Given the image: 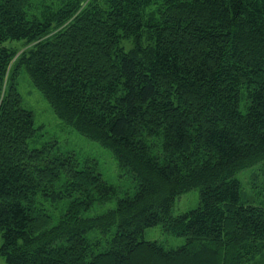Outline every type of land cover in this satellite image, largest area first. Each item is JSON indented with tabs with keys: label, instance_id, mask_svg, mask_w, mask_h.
<instances>
[{
	"label": "trees",
	"instance_id": "16d2710c",
	"mask_svg": "<svg viewBox=\"0 0 264 264\" xmlns=\"http://www.w3.org/2000/svg\"><path fill=\"white\" fill-rule=\"evenodd\" d=\"M20 71L59 120L111 153L125 189L73 153L29 149ZM260 163L264 0H0L5 264L264 262V207L243 202L236 179ZM192 190L199 207L173 216ZM156 226L185 244L139 239Z\"/></svg>",
	"mask_w": 264,
	"mask_h": 264
},
{
	"label": "rangeland",
	"instance_id": "374dc122",
	"mask_svg": "<svg viewBox=\"0 0 264 264\" xmlns=\"http://www.w3.org/2000/svg\"><path fill=\"white\" fill-rule=\"evenodd\" d=\"M12 45H19L20 42H10ZM10 43L5 44L8 46ZM135 46L133 39H122L119 47L128 52ZM17 91L22 99V108L33 114L34 137L28 141L29 149H39L43 146L52 147L61 153H73L80 163L92 161L96 170L103 179L115 186L126 188L127 182L119 178L117 163L111 153L98 145L82 137L71 126L63 123L57 118L52 108L37 88L31 83L24 71H20L16 77ZM243 112V109H241ZM241 185V198L243 202L256 207H264V166L262 163L244 170L236 175ZM115 207V201L103 206H97L92 210L83 213V217L101 215ZM199 207V192L192 190L175 201L173 216H179L193 211ZM59 217L54 212L53 222ZM114 229H111L113 232ZM95 232L88 235L91 236ZM110 234V233H109ZM108 235V234H107ZM145 242H156L166 250L177 249L185 244L184 238L173 237L163 232L160 226L147 228L139 238ZM2 238L0 236V248ZM264 262L256 261V264ZM0 264H5V259L0 255Z\"/></svg>",
	"mask_w": 264,
	"mask_h": 264
}]
</instances>
